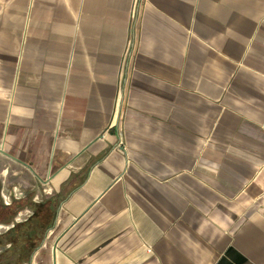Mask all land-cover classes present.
Here are the masks:
<instances>
[{
  "label": "crops",
  "instance_id": "1",
  "mask_svg": "<svg viewBox=\"0 0 264 264\" xmlns=\"http://www.w3.org/2000/svg\"><path fill=\"white\" fill-rule=\"evenodd\" d=\"M9 205L28 264H264V0H0Z\"/></svg>",
  "mask_w": 264,
  "mask_h": 264
},
{
  "label": "trees",
  "instance_id": "2",
  "mask_svg": "<svg viewBox=\"0 0 264 264\" xmlns=\"http://www.w3.org/2000/svg\"><path fill=\"white\" fill-rule=\"evenodd\" d=\"M12 215L11 205L0 207V221L4 217V221H8ZM51 219L52 211L45 205H38L26 221L0 233V264H28Z\"/></svg>",
  "mask_w": 264,
  "mask_h": 264
},
{
  "label": "rangeland",
  "instance_id": "3",
  "mask_svg": "<svg viewBox=\"0 0 264 264\" xmlns=\"http://www.w3.org/2000/svg\"><path fill=\"white\" fill-rule=\"evenodd\" d=\"M3 225V224H2ZM1 225V223H0V233H2V232H4L5 230H6V228L4 227V226H2ZM1 250V249H0ZM35 254V253H34ZM49 256V252H48V250L47 249H38L37 251H36V257L38 258V259H40L41 261H42V263L44 262V259L46 258V257H48ZM43 264H46V263H43Z\"/></svg>",
  "mask_w": 264,
  "mask_h": 264
}]
</instances>
